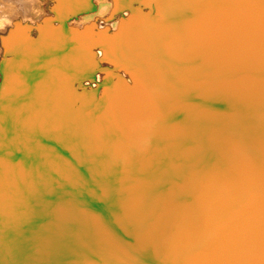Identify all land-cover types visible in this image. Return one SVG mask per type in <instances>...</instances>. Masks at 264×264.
<instances>
[{"label":"water","instance_id":"1","mask_svg":"<svg viewBox=\"0 0 264 264\" xmlns=\"http://www.w3.org/2000/svg\"><path fill=\"white\" fill-rule=\"evenodd\" d=\"M72 1L9 34L0 264H264V0Z\"/></svg>","mask_w":264,"mask_h":264},{"label":"bare ground","instance_id":"2","mask_svg":"<svg viewBox=\"0 0 264 264\" xmlns=\"http://www.w3.org/2000/svg\"><path fill=\"white\" fill-rule=\"evenodd\" d=\"M64 0H0V90L4 84L3 61L14 51L7 43L12 41L9 35H26L36 43L39 29L49 19L57 21L61 15ZM114 0H74L72 5L79 11L72 12L70 24L83 28L88 23L96 22L99 29L113 30L116 28L122 14L112 15ZM46 14V17L42 18ZM50 16V17H48ZM10 37V38H9ZM6 38V39H5ZM5 40V41H4ZM1 125V122H0ZM2 144V143H1ZM0 145V151L5 149ZM21 161L19 162L20 165ZM22 164V163H21ZM4 247V246H3ZM6 254L0 252V257Z\"/></svg>","mask_w":264,"mask_h":264},{"label":"rangeland","instance_id":"3","mask_svg":"<svg viewBox=\"0 0 264 264\" xmlns=\"http://www.w3.org/2000/svg\"><path fill=\"white\" fill-rule=\"evenodd\" d=\"M44 17H46V14L44 15V16H42V18H44ZM48 17H50V16H48ZM51 18V17H50Z\"/></svg>","mask_w":264,"mask_h":264}]
</instances>
